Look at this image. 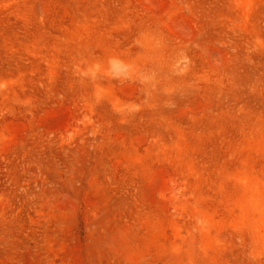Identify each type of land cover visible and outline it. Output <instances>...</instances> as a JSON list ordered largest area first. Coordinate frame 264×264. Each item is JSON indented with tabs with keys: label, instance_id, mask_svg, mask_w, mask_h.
I'll use <instances>...</instances> for the list:
<instances>
[{
	"label": "rangeland",
	"instance_id": "1",
	"mask_svg": "<svg viewBox=\"0 0 264 264\" xmlns=\"http://www.w3.org/2000/svg\"><path fill=\"white\" fill-rule=\"evenodd\" d=\"M0 264H264V0H0Z\"/></svg>",
	"mask_w": 264,
	"mask_h": 264
}]
</instances>
